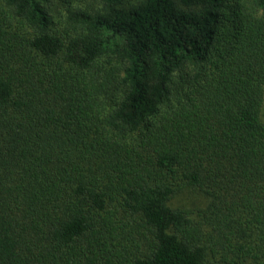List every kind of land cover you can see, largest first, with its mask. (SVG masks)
Masks as SVG:
<instances>
[{
	"label": "trees",
	"instance_id": "trees-1",
	"mask_svg": "<svg viewBox=\"0 0 264 264\" xmlns=\"http://www.w3.org/2000/svg\"><path fill=\"white\" fill-rule=\"evenodd\" d=\"M263 105L264 0H0V264H264Z\"/></svg>",
	"mask_w": 264,
	"mask_h": 264
},
{
	"label": "rangeland",
	"instance_id": "rangeland-1",
	"mask_svg": "<svg viewBox=\"0 0 264 264\" xmlns=\"http://www.w3.org/2000/svg\"><path fill=\"white\" fill-rule=\"evenodd\" d=\"M262 119L264 121V105L262 109ZM205 202V198L196 191L185 190L172 201V206L187 209H196L203 207L205 205Z\"/></svg>",
	"mask_w": 264,
	"mask_h": 264
}]
</instances>
